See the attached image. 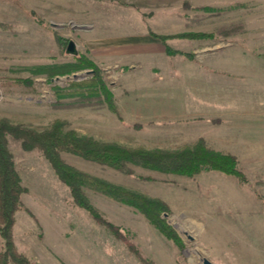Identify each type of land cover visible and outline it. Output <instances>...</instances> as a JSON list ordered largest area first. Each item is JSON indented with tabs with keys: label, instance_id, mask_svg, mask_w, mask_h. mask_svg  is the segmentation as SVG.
<instances>
[{
	"label": "rangeland",
	"instance_id": "1",
	"mask_svg": "<svg viewBox=\"0 0 264 264\" xmlns=\"http://www.w3.org/2000/svg\"><path fill=\"white\" fill-rule=\"evenodd\" d=\"M261 10L258 0H0V120L35 131L60 122L63 132L127 147L177 150L203 139L234 155L246 175L115 168L61 152L86 173L164 201L179 246L137 208L84 188L117 232L97 223L41 149L8 135L23 187L11 231L20 256L30 264H264ZM186 33L205 35L178 36ZM71 39L76 55L66 50ZM134 42H143L140 56L125 49ZM78 56L100 68L116 110ZM232 64L234 74L221 71Z\"/></svg>",
	"mask_w": 264,
	"mask_h": 264
},
{
	"label": "trees",
	"instance_id": "2",
	"mask_svg": "<svg viewBox=\"0 0 264 264\" xmlns=\"http://www.w3.org/2000/svg\"><path fill=\"white\" fill-rule=\"evenodd\" d=\"M151 34L164 42L169 38ZM204 35L186 33L178 36L200 38ZM167 50L172 51L169 47ZM78 58L83 67L92 69L94 79L100 86L109 108L116 110L113 93L103 81L100 68L89 59L81 56ZM8 135L21 139L27 147L41 149L58 177L69 187L75 203L89 211L97 223L117 232L115 227L95 214L84 188L101 192L137 208L165 237L179 246L180 236L162 217V213L169 210L164 201L86 173L66 162L61 152L75 153L83 158L115 168H123L127 162H131L186 176H194L203 171H218L229 176H236L243 181L246 180V175L238 167V160L234 155L208 147L203 139L192 146H184L177 150L127 147L116 142H101L91 137H81L73 131L63 132L60 122H55L48 130L35 131L30 127L0 120V235L5 240V248L0 253V264H10V262L30 264L25 257L17 253L11 237L15 214L22 207L23 187L8 147Z\"/></svg>",
	"mask_w": 264,
	"mask_h": 264
},
{
	"label": "crops",
	"instance_id": "3",
	"mask_svg": "<svg viewBox=\"0 0 264 264\" xmlns=\"http://www.w3.org/2000/svg\"><path fill=\"white\" fill-rule=\"evenodd\" d=\"M258 2H259V5L260 4H262V10L261 11H258V12H256V17L257 18H260L259 19V22H258V27H259V29H261L262 28V30H258V32H256L257 33V36H258V38H262V41H263V48H264V0H258ZM142 43L143 42H134V43H132V44H129L130 46H128V44H124L125 45V49H128V48H133L134 50H138L136 53H139V56H140V53H142ZM132 45V46H131ZM142 58V57H141ZM254 61H256V60H254ZM257 62H254V65L256 64ZM252 64V63H251ZM220 65V64H219ZM222 65V64H221ZM235 65H230V66H228V69L227 68H223V66L221 67V71H224V70H226V71H230V73L232 74L233 72L231 71L232 70V67H234ZM234 74V73H233ZM249 74L250 75H252L253 73H252V70H249ZM257 74H256V72L254 71V74H253V76H256ZM264 75V74H263ZM263 82H264V76H263Z\"/></svg>",
	"mask_w": 264,
	"mask_h": 264
},
{
	"label": "water",
	"instance_id": "4",
	"mask_svg": "<svg viewBox=\"0 0 264 264\" xmlns=\"http://www.w3.org/2000/svg\"><path fill=\"white\" fill-rule=\"evenodd\" d=\"M67 52L72 54H78L77 44L74 40H69L68 46H67ZM74 78H78V74H74ZM206 264H211L208 260H205Z\"/></svg>",
	"mask_w": 264,
	"mask_h": 264
}]
</instances>
